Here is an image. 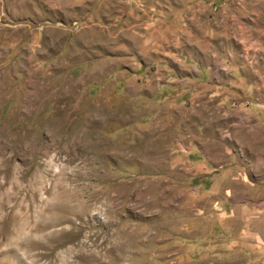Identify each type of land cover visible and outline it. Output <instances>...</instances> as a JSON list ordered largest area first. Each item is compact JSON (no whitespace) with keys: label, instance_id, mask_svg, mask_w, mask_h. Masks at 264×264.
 Here are the masks:
<instances>
[{"label":"rangeland","instance_id":"374dc122","mask_svg":"<svg viewBox=\"0 0 264 264\" xmlns=\"http://www.w3.org/2000/svg\"><path fill=\"white\" fill-rule=\"evenodd\" d=\"M256 70L264 0H0V264H264Z\"/></svg>","mask_w":264,"mask_h":264},{"label":"crops","instance_id":"0c3cea01","mask_svg":"<svg viewBox=\"0 0 264 264\" xmlns=\"http://www.w3.org/2000/svg\"><path fill=\"white\" fill-rule=\"evenodd\" d=\"M146 25V24H144ZM176 73H178V77H182V75L184 73H180L179 71H176ZM180 73V75H179ZM204 72L202 70H198V71H192L191 74L189 75H184L186 78L188 79H199L202 76H206L207 77V84H205V82L203 81V85H204V89H203V94L200 95L199 93H197L196 88L193 89V93L194 96L192 98V100L195 102L198 98H202L203 102H206V104H214V103H218V109L219 110H226V99H227V93L226 90H224V88H220V86H218V88L211 86V78H215L216 77V72L215 71H210L208 70L206 72V75H203ZM219 74V73H218ZM254 77L256 78L255 81H251L250 83H248V86L246 87L244 85V83L242 81H240V83L242 84L241 89L242 90H249V94H250V101H248L247 99V103H246V107H244L242 109V112H244L243 117H241V123L244 126H247V122L245 120L250 119V123L252 126L251 132H253V128L257 127L261 130H264V71L262 70H256L253 72ZM220 78V76H219ZM192 85L195 86L197 81H192ZM176 89L180 88V84L177 83L176 85ZM206 86V87H205ZM205 104V103H204ZM260 163L257 164V170H255V168L252 167V172H255L257 174L262 173V170L260 169ZM264 179V178H263Z\"/></svg>","mask_w":264,"mask_h":264}]
</instances>
